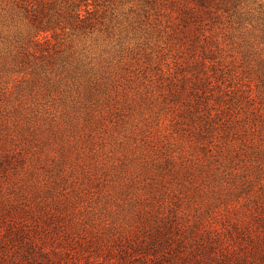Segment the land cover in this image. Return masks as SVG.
Masks as SVG:
<instances>
[{"label":"rangeland","instance_id":"rangeland-1","mask_svg":"<svg viewBox=\"0 0 264 264\" xmlns=\"http://www.w3.org/2000/svg\"><path fill=\"white\" fill-rule=\"evenodd\" d=\"M241 10L245 13L241 25L223 22L207 27L215 51L214 68L225 72L220 89L230 85L243 105L238 111L247 141L239 147L236 141L227 149L214 132L204 153L195 149L189 138L176 133L174 116L180 114L178 108L186 96L172 100L167 91L184 87L182 92L193 98L190 83L184 86L181 82L183 75L189 78L199 70V77L204 78L201 72H212L210 68L208 71L211 60L195 63L196 53L190 50L178 55L174 47L155 53L151 44L131 43L124 61H129L132 53L152 68L144 76L136 65L124 73L123 63L110 57L109 48L100 49L102 42L84 43L70 36V47L78 54L75 56H89L86 62L90 59L93 69L83 76L64 79L54 75L47 83L42 78L55 66L46 64L41 69L40 63L49 53L58 58L62 49L66 51L64 44L35 45L26 34L20 38L27 48L26 71H8L18 47L12 40L14 26L0 19V146L8 150L26 145L30 138L45 140L42 153L35 155L43 159L39 166L76 180L66 193L81 187L79 183L89 184L93 192L71 196L73 204L63 210L62 215L68 214L75 225L76 238L81 236V243L86 245L90 242L87 250L86 245L84 249L78 245L79 249L64 253L71 258L64 264H264V0H245ZM20 27L25 34L26 26ZM162 39L166 41L165 36ZM78 61L72 58L73 65ZM33 74L37 82L29 85ZM209 80L203 94L206 103H200L214 114L213 98L222 92L216 88L214 77ZM249 93L251 97L247 98ZM257 107L262 116L254 120L252 111ZM32 149L36 151V147ZM27 156L29 164L34 155L29 152ZM44 168L37 171L44 174ZM6 172L7 178L0 180V206L5 205L3 201L29 197L33 181L28 168H9ZM85 176L93 182L88 183ZM150 183L159 187L160 193L168 194L164 195L163 212L175 208L176 218L183 225L196 218L205 220V232L216 240L214 251L227 246V263L208 250L185 254L191 250L190 245L163 255L132 249L124 234L137 206L126 202L144 196ZM125 187L124 197L121 189ZM21 193L23 197H19ZM11 203L15 211L21 210L20 202ZM150 205L141 204L145 208ZM60 223L65 227V222Z\"/></svg>","mask_w":264,"mask_h":264},{"label":"trees","instance_id":"trees-1","mask_svg":"<svg viewBox=\"0 0 264 264\" xmlns=\"http://www.w3.org/2000/svg\"><path fill=\"white\" fill-rule=\"evenodd\" d=\"M243 2L245 0H0V19L14 26L12 40L17 42L18 47L17 53L12 55V65L7 68L12 72L16 68L20 69L21 73L26 71L27 67L24 65L28 62L25 51L27 48L22 44L23 41H20L26 34L34 40L35 45L64 44L66 51L62 49L58 58L49 53L40 63L41 69H45L46 64L55 66L54 70L50 69L42 78L47 83L54 75L64 79L70 75L83 76L93 69L90 59L86 62L89 56H75L78 54L70 47V36H76L84 40V43L102 42L100 49L107 51L109 48L107 52H111L110 57L119 59V64L123 63L124 67L121 66V69L124 73L136 65L141 69L143 76L148 72L147 69L152 67L132 53L129 61H124V53L129 44H151L155 53L174 47L177 48L178 55L190 50L193 54L196 53L193 59V62L196 60L195 63L211 60L208 71L210 68L212 72H201L204 78L199 77V70L191 73L189 78L188 75H183L181 82L184 86L187 82L190 83L189 92L193 98L182 92L184 87L172 92L167 91L170 92L172 100L186 96L178 108L181 110L180 114L174 116L178 125L176 133L180 132L189 138L195 149L203 153L206 152L203 150H207L206 145L212 143L214 132L215 135L218 134L217 141L227 145V149L232 148L236 141L239 142V147L248 137L247 131L243 129L241 113L238 111L243 105L234 96L235 91L230 90V85L220 89L225 81V72L214 68L215 51L211 41L212 34L207 26L223 22L241 25L245 19V13L241 10ZM23 24L26 26L25 34H22L23 27H20ZM39 34L42 35L41 40L37 38ZM154 34L157 36L155 39L152 38ZM163 36L166 41L162 39ZM74 57L79 60L76 65L72 64ZM121 69L119 68L120 72ZM172 72L173 69L169 65L171 76L174 74ZM210 77L218 81L215 86L222 92L221 96L213 98L216 103L213 105L214 114H210L209 109L205 110L206 101L203 100L206 93L204 87L211 83ZM149 81L153 83L152 80ZM36 82L37 78L33 74L29 85ZM160 94L162 99L165 98L163 93ZM166 96L168 97V94ZM246 97L250 98L251 94ZM252 115L254 120L261 118L259 107L253 109ZM189 126L191 128H188ZM230 141H233L232 144ZM26 142L22 147L15 145L8 150L0 146V180L7 178L6 171L9 168L13 171L28 168L30 176H33L29 197L26 198L21 193L19 197L24 196L23 200L16 198L14 201H3L7 206H0V264H64L71 258L63 254H68L72 249H79L78 245L84 249L86 242L81 243V236L76 238L75 225L68 214L62 215L63 210L66 211L73 204L71 196L81 197V193L93 192L90 191L89 184L79 183L81 187H74L70 193H66L70 183L74 185L76 180H69L70 175L61 171L52 173L49 168L39 166L43 159L39 155L35 156L42 153L41 149L47 142L36 138H30ZM32 147H36V151H33ZM29 152H32L34 158H30L29 164H26ZM59 163L58 160L57 166ZM39 167L44 168V174L37 171ZM85 179L90 184L93 182L88 176H85ZM125 189L126 187L121 189V195L124 197ZM164 193H160L159 187L150 183L147 184L144 196L137 195L126 202L137 206L124 234L129 245L133 244L132 249H138L146 255H163L169 250H185L190 245L191 250L184 251L185 254L208 250L210 255L218 253L217 257L227 263L230 258L227 246L214 251L216 240L208 231L205 232L204 219L196 218L193 223L183 225L176 218L175 208L170 207L167 212L162 211L164 195H168L166 191ZM25 199L28 201H24ZM11 202H20L21 210L15 211ZM148 203L151 204L150 208L141 206ZM60 222H65V227ZM89 245L90 242L86 245V250L90 248ZM196 259L195 257L194 260Z\"/></svg>","mask_w":264,"mask_h":264}]
</instances>
